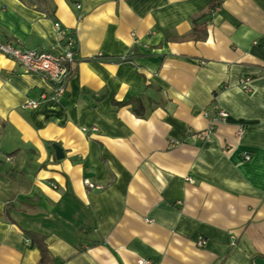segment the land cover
I'll return each instance as SVG.
<instances>
[{
	"label": "crops",
	"instance_id": "obj_1",
	"mask_svg": "<svg viewBox=\"0 0 264 264\" xmlns=\"http://www.w3.org/2000/svg\"><path fill=\"white\" fill-rule=\"evenodd\" d=\"M55 23L61 97L0 53V264H264V0H0L2 42Z\"/></svg>",
	"mask_w": 264,
	"mask_h": 264
},
{
	"label": "built area",
	"instance_id": "obj_2",
	"mask_svg": "<svg viewBox=\"0 0 264 264\" xmlns=\"http://www.w3.org/2000/svg\"><path fill=\"white\" fill-rule=\"evenodd\" d=\"M77 7L79 8V5H77ZM54 27L61 42V51L58 54H52L47 51H39L34 49H21L20 47L10 42H2L1 40L0 53L16 61L26 72L42 74L45 80L49 82L53 87L52 98H59L65 93L66 84L70 73V65H72V63L75 61L76 53L74 38L71 35L66 34L58 23H55ZM239 86L244 92H249L251 90L249 87L248 78L241 79ZM43 98L44 95H41L40 99ZM37 104V101H27L24 106L26 108H34L37 106ZM226 116L227 113L225 111L218 110L212 118V122H215L217 120H224ZM238 133L241 135L243 133V129H240ZM203 136L202 138H207V135H205L204 137ZM177 144L178 141H171L172 147ZM245 159H249V157L246 156ZM83 184L90 189L101 188L88 179H84ZM203 244L204 241L202 239H199L197 241L198 246H202ZM139 262L141 264H148L147 261L143 260H140Z\"/></svg>",
	"mask_w": 264,
	"mask_h": 264
},
{
	"label": "trees",
	"instance_id": "obj_3",
	"mask_svg": "<svg viewBox=\"0 0 264 264\" xmlns=\"http://www.w3.org/2000/svg\"><path fill=\"white\" fill-rule=\"evenodd\" d=\"M198 31H200V29H198ZM195 32H196V29H194V34H193L194 38H202L203 37L202 34L197 36L195 34ZM119 60L125 61V60H127V58H122V60L121 59H119ZM32 240H33V243H35L37 245V247L39 248L40 254H41L40 260L37 264H52L49 253H48L47 248H46V245L43 242V239L36 236V237H33Z\"/></svg>",
	"mask_w": 264,
	"mask_h": 264
},
{
	"label": "water",
	"instance_id": "obj_4",
	"mask_svg": "<svg viewBox=\"0 0 264 264\" xmlns=\"http://www.w3.org/2000/svg\"><path fill=\"white\" fill-rule=\"evenodd\" d=\"M52 148L54 149L56 158L61 159L63 157L62 149L56 144H52Z\"/></svg>",
	"mask_w": 264,
	"mask_h": 264
}]
</instances>
